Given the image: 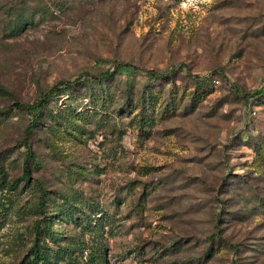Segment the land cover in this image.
I'll return each instance as SVG.
<instances>
[{"label": "rangeland", "instance_id": "1", "mask_svg": "<svg viewBox=\"0 0 264 264\" xmlns=\"http://www.w3.org/2000/svg\"><path fill=\"white\" fill-rule=\"evenodd\" d=\"M104 70L107 105L77 82L23 138L30 114L15 101ZM258 87L264 0H0V178L16 186L0 190V264L31 244L38 184L45 212L75 194L76 217L94 223L48 225L69 245L51 264H264V90L247 93Z\"/></svg>", "mask_w": 264, "mask_h": 264}, {"label": "trees", "instance_id": "2", "mask_svg": "<svg viewBox=\"0 0 264 264\" xmlns=\"http://www.w3.org/2000/svg\"><path fill=\"white\" fill-rule=\"evenodd\" d=\"M148 74L150 78H153L156 80L160 76L166 75L165 72H156L152 69H144ZM169 73V72H168ZM87 78L79 79H66V80H58L56 83L51 85L46 91L39 94L36 100L24 103V102H16L15 104L19 108L26 109L30 114V120L25 129H24V137L26 138V135L32 131V127L36 124L40 116L46 115V107L45 102L51 98V95H57L59 94L60 90L66 91V97H73V90L72 86L74 84L81 83L82 86H87V89L89 92V97L93 99V105L97 104L96 98L99 96V102L100 106L107 105L104 103V97L105 93L107 94L108 87H107V81L112 75V71L104 70L103 72H97L95 73H84ZM168 77V76H166ZM263 87L255 88L254 90L247 92L249 95L254 96L261 94L263 92ZM123 95L125 97V106L127 109L130 108V105L132 103V100L128 99V91L129 87H126L123 90ZM144 92L149 93L147 95H144ZM122 93V92H121ZM92 96V97H91ZM140 105V108L145 110L151 99V93L148 88L143 86L142 89L139 90L137 98H136ZM121 108V107H120ZM145 108V109H144ZM55 112H60V116L62 118H68L70 111L65 110L63 106L58 107ZM140 117L139 119H141ZM48 126V125H47ZM24 144L26 151L24 153V159L21 162V178H28L30 174L28 162L35 161L34 158V152L30 146V144L24 139ZM36 180V179H35ZM15 186V179L6 180L4 176L0 178V190L1 189H14ZM39 194L37 201L34 203V210L38 213V216L35 218L33 224H32V238H31V244L28 247V250L26 254L15 264H51L52 259L54 258V261H58L60 259H65L67 254L69 252V245L68 244H60L56 241V231L54 232L50 228L48 229V225L50 226L51 223L56 219H62V220H68L69 218L71 220H74L76 223H81L83 226H91L94 223H89V216L88 214H84L83 217H76V215L79 213V211H82V208H80V201L74 197L75 194H57V197H51L48 198V204L52 206V210L54 209V206L57 208L54 209V212L47 213L44 210V198L46 196L45 188L38 184ZM59 195V196H58ZM42 196V197H40ZM4 204L0 200V208L3 207ZM79 207V208H78ZM53 213V214H52ZM78 218V220L76 219ZM54 232V234H53ZM210 239H212L211 235L209 236ZM70 240V239H69ZM90 258V256H89ZM68 263V261L66 262Z\"/></svg>", "mask_w": 264, "mask_h": 264}]
</instances>
